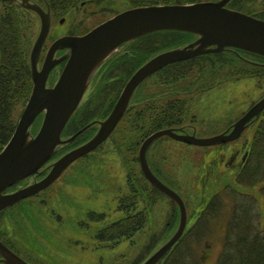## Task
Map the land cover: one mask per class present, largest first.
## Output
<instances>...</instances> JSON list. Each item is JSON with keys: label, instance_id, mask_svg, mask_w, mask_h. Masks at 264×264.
Segmentation results:
<instances>
[{"label": "rangeland", "instance_id": "374dc122", "mask_svg": "<svg viewBox=\"0 0 264 264\" xmlns=\"http://www.w3.org/2000/svg\"><path fill=\"white\" fill-rule=\"evenodd\" d=\"M108 8L91 4L52 17L37 68L40 69L46 50L55 39L88 32L114 14L127 10L129 6L123 1H116ZM228 9L236 10L234 7ZM39 29L40 22L36 16L30 50ZM197 39V36L186 35L182 39L185 45L181 48ZM124 47L117 49L114 54L121 53ZM60 55H63V50H60L56 57ZM100 70L101 68L94 72L91 85L86 90L83 100H87L93 91L92 84L95 78L98 80ZM60 71L58 67L52 72L47 87L55 83ZM219 78L214 80L213 85L205 84L201 91L193 92L196 94L194 96L196 102L188 111L194 116L195 122L187 132L199 139L221 134L264 94V79L259 83L252 78L228 82L221 80L222 75ZM160 90L157 76L148 79L137 88L130 105L133 106L135 100L146 98L148 94ZM111 94L108 95V99ZM102 109L104 107L98 108L100 111ZM99 115L104 114L99 113ZM105 118L103 116L101 120ZM126 120L127 118H124L120 121L113 135L96 150L72 163L53 186L36 197L21 200L0 214V239L5 242L12 254L26 264H130L138 258L136 256L149 236L153 235L158 240L162 238L161 234L166 232V225L171 220L174 206L168 197L158 191L154 192L148 182L149 185L143 190L140 179L136 191L139 196L138 209L145 210L146 223L143 229L131 239L121 241L114 247H108L106 243H100L95 239L96 231L109 222L119 219L120 214L116 212L118 198L123 193L132 191L127 185L129 170L125 167V162H128L131 170L140 172L138 162L134 163L132 159L137 160L141 141L135 151L134 147L132 151L128 149L136 135L127 131L129 135L124 138L127 134L123 133V130L129 128ZM41 121L42 118L38 117L33 123L32 136L37 133ZM93 129L95 131H92ZM168 129L182 128L172 126ZM96 130L97 126L93 125L73 146L90 138ZM245 137H250L249 126L238 140L228 144L195 147L162 137L150 146L148 158L152 172L159 175V180L169 189L177 192L185 203L186 228L193 223L194 218L190 215L196 209L200 197L213 194L222 185L233 182L236 167L244 154V149L246 150L247 144L243 143ZM68 150L60 147L57 149V155L61 156ZM234 153L237 154V158L233 165H229L230 157ZM37 180V177L29 178L8 191L17 190ZM238 189L255 196L260 208L261 226L264 227V199L257 193V188ZM89 212L105 215V222L90 221L87 216ZM177 225L178 221L176 229ZM220 234L221 226L204 245L206 249L204 247L202 249V258L205 264L214 263L219 249ZM167 240L159 243L153 252Z\"/></svg>", "mask_w": 264, "mask_h": 264}, {"label": "trees", "instance_id": "16d2710c", "mask_svg": "<svg viewBox=\"0 0 264 264\" xmlns=\"http://www.w3.org/2000/svg\"><path fill=\"white\" fill-rule=\"evenodd\" d=\"M29 1L47 7L54 17L76 7H87L91 4L109 9L112 2L116 1L125 2L129 8H139L191 5L220 0ZM0 7L1 152L10 140L31 93L29 55L36 16L16 2L0 0ZM228 7H234L236 11L264 20V2L262 1L231 0ZM186 35L179 32H157L125 45L121 53H116L102 65L98 80H95L93 84V91L70 119L63 131V136H71L97 117H106L132 73L156 54L182 45V39ZM154 75L159 78L161 89L166 87L177 97L179 96L177 92L201 91L205 84L213 85L215 79H220V75H222L223 82L252 78L260 83L264 79V58L240 50H224L219 54H207L169 64ZM110 94L111 97L108 99ZM147 99L148 104L143 100L142 102L135 100L136 103L131 106L130 110H127L130 113L125 116L129 128L123 130V133L127 134L124 138L129 135L127 131L136 135L133 138L134 142L128 148L131 151L132 147L135 151L137 144L153 132L172 126L176 127L182 119L186 106L182 101H169L167 104L158 105V100H154L153 95H149ZM108 105V108L101 111L97 109L99 106ZM99 113L104 115L100 116ZM248 126L250 137L243 139V143L247 144L243 152L246 154L245 160L236 167L233 182L222 185L213 194L199 198L196 209L190 215L194 218L193 223L185 229L181 238L157 264H205L202 249L203 247L206 249L204 245L209 242L219 226H221L220 243L213 264H264V227L261 226L259 204L251 193L238 189L257 188V193L264 199V110ZM132 161L135 163L137 160L132 159ZM125 167L129 170L127 171V185L132 191L127 194L123 193L118 198L116 212L120 214L119 219L109 222L95 233L96 241L106 243L108 247H114L121 241L131 239L143 229L146 223L144 208L138 209L136 189L140 179L143 190L149 184L141 172L133 171L128 167V162H125ZM158 171L161 173L160 170ZM152 190L157 191L154 187ZM172 204L174 210L171 220L166 225V232L161 234L162 238L158 240L153 235L149 236L137 254L138 258L130 264H141L159 243L171 237L178 221L177 207L173 202ZM87 216L90 221L105 222L103 214L89 212Z\"/></svg>", "mask_w": 264, "mask_h": 264}, {"label": "water", "instance_id": "95a60500", "mask_svg": "<svg viewBox=\"0 0 264 264\" xmlns=\"http://www.w3.org/2000/svg\"><path fill=\"white\" fill-rule=\"evenodd\" d=\"M230 1L125 10L83 36H65L54 41L38 70L37 63L50 28L49 10L45 12L37 5L29 4L27 0H20L21 6L39 17L40 30L30 53L32 91L10 140L0 152V211L49 187L69 165L99 147L123 117L135 89L162 67L233 49L264 58V21L226 8ZM157 32L186 33L197 36L198 39L184 48L162 52L142 65L122 89L109 116L98 123L99 128L91 139L58 158L41 180L14 193L3 194L13 185L39 174L57 147L72 143L91 127L92 124L67 139H61L62 132L77 110L96 69L123 44ZM59 50L66 52L62 57L55 58ZM63 62L64 66L55 84L46 87L51 71ZM263 110L264 97L233 125L228 134L199 139L194 136H181L168 129L158 131L142 142L138 151V163L143 177L169 197L179 210V223L175 233L142 264H157L181 238L186 227V211L182 200L162 184L148 167L146 152L150 145L162 137L196 147L229 143L238 139L248 123ZM41 114L43 119L40 128L32 136L31 127ZM0 254L5 260L3 263L26 264L1 242Z\"/></svg>", "mask_w": 264, "mask_h": 264}, {"label": "flooded vegetation", "instance_id": "af4514ba", "mask_svg": "<svg viewBox=\"0 0 264 264\" xmlns=\"http://www.w3.org/2000/svg\"><path fill=\"white\" fill-rule=\"evenodd\" d=\"M60 23H62V21H60ZM63 65V64H62ZM168 66V65H167ZM166 67V66H165ZM165 67H163V68H165ZM162 68V69H163ZM162 69H160V70H162ZM159 70V71H160ZM159 71H157V72H159ZM156 72V73H157ZM156 73H154V74H156ZM153 74V75H154ZM50 75H52V74H50ZM49 75V76H50ZM151 75L150 77H148L143 83H145L148 79H151V78H155L156 76L154 75ZM129 79V78H128ZM126 83V82H125ZM125 85V84H124ZM51 87V86H50ZM92 87H93V85H92ZM124 87V86H123ZM123 87H122V89H123ZM160 87H161V85H160ZM162 88V87H161ZM121 89V90H122ZM121 90H120V92H121ZM163 91V92H162ZM168 89H166V87L164 88V89H161L160 90V92H157V93H155V92H153V94L152 93H150V94H148V96L149 95H153V97H155V99L154 100H158V105H164V104H167L169 101H182V102H185V104H186V106H185V108H184V113H183V116H182V119L180 120V122L179 123H177V125H176V127L178 128V126H181V128H184V130H183V133H187V128H189V127H191V126H193V123L195 122V118H194V116L193 115H190V113H189V111H188V109L196 102V99L194 98V96L196 95V94H194L193 92H197V91H199V90H188L186 93H183V92H177V94L179 95V96H175V93L173 92V91H169ZM180 91H182V90H180ZM120 94V93H119ZM134 95H135V93H134ZM147 96V97H148ZM147 97H146V99L145 98H141L139 101L140 102H142L141 100H143V102H147L148 101V99H147ZM118 98V97H117ZM133 98V97H132ZM117 100V99H116ZM116 100H115V102H116ZM97 103V102H96ZM147 104H148V102H147ZM101 106H99V107H97V109L98 108H100ZM105 108H107V106H104V109ZM112 110V109H111ZM110 110V111H111ZM130 110V109H129ZM110 113V112H109ZM130 112L128 111L124 116H123V118L120 120V121H122V120H124V118H125V116H127L128 114H129ZM102 119V118H101ZM101 119H97V120H94V122H98V121H101ZM187 122H190V123H187ZM120 123V122H119ZM94 125H96V124H94ZM232 125V124H231ZM231 125H229L228 126V128L225 130V131H223V132H230V130H231ZM97 126V125H96ZM116 128V127H115ZM166 129H168V128H166ZM166 129H161V130H166ZM115 130V129H114ZM161 130H158V131H161ZM158 131H155V132H153L152 134H154V133H156V132H158ZM114 132V131H113ZM113 132H112V134L110 135V136H112L113 135ZM223 132H221V133H223ZM152 134H150V135H152ZM150 135H148L147 137H149ZM220 135V134H219ZM217 136V135H216ZM146 137V138H147ZM145 138V139H146ZM109 139V138H108ZM145 139H143L141 142H140V144H139V147H138V151H139V148H140V145L142 144V142L145 140ZM138 151H137V155H138ZM149 152V149H148V151H147V154H146V156H147V160H148V165H149V168H150V171H151V173L154 175V176H156V174H154L153 172H152V170H151V166H150V163H149V158H148V153ZM237 153V152H236ZM236 153H234L231 157H230V160H229V165H233V163H234V161L236 160V158H237V154ZM245 156H246V154H243V156L241 157V159H240V161H239V163H238V165H240V163H242L244 160H245ZM60 156H58V157H56V158H54L52 161H51V163L50 162H48L47 164H45L44 165V167H42L41 169H42V171L40 170V173L36 176L37 178H38V180H41L42 178H44L46 175H47V173H48V171L50 170V167H51V164L56 160V159H58ZM137 162H138V157H137ZM138 165H139V163H138ZM237 165V166H238ZM44 168V169H43ZM139 169H140V167H139ZM140 172H141V170H140ZM63 174V173H62ZM142 174V173H141ZM143 176V175H142ZM36 177H33V178H35L36 179ZM157 177V176H156ZM158 178V177H157ZM145 179V178H144ZM159 179V178H158ZM146 180V179H145ZM57 181V180H56ZM55 181V182H56ZM147 181V180H146ZM55 182L54 183H52L49 187H47V188H50L51 186H53L54 184H55ZM148 182V181H147ZM149 183V182H148ZM150 184V183H149ZM151 185V184H150ZM152 186V185H151ZM153 187V186H152ZM46 188V189H47ZM11 189V188H10ZM46 189H44L43 191H45ZM15 191V190H14ZM14 191H6L5 192V194H9V193H12V192H14ZM42 192V191H41ZM40 192V193H41ZM40 193H38V194H40ZM38 194L37 195H35L34 197H36V196H38ZM137 198L139 199V196L137 195ZM139 203V202H138ZM1 241V240H0ZM2 243L9 249V247L5 244V242H3L2 241ZM5 262V260L2 258V256H1V254H0V264H6V263H3V262Z\"/></svg>", "mask_w": 264, "mask_h": 264}]
</instances>
